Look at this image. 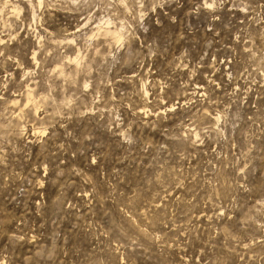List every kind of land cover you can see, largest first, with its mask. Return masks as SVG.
Masks as SVG:
<instances>
[{
    "label": "rangeland",
    "instance_id": "374dc122",
    "mask_svg": "<svg viewBox=\"0 0 264 264\" xmlns=\"http://www.w3.org/2000/svg\"><path fill=\"white\" fill-rule=\"evenodd\" d=\"M0 264H264V0H0Z\"/></svg>",
    "mask_w": 264,
    "mask_h": 264
},
{
    "label": "bare ground",
    "instance_id": "6f19581e",
    "mask_svg": "<svg viewBox=\"0 0 264 264\" xmlns=\"http://www.w3.org/2000/svg\"><path fill=\"white\" fill-rule=\"evenodd\" d=\"M111 32V31H110Z\"/></svg>",
    "mask_w": 264,
    "mask_h": 264
}]
</instances>
